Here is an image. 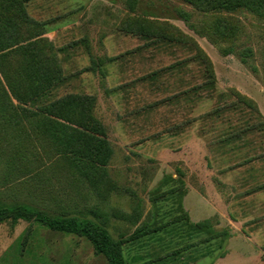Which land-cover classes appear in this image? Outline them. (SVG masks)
Here are the masks:
<instances>
[{
    "label": "rangeland",
    "instance_id": "374dc122",
    "mask_svg": "<svg viewBox=\"0 0 264 264\" xmlns=\"http://www.w3.org/2000/svg\"><path fill=\"white\" fill-rule=\"evenodd\" d=\"M23 1L25 11L0 3V25L12 28L0 49V209L102 223L129 264H264V134L246 105L226 106L238 92L264 120V14L187 0ZM219 16L233 37L214 29ZM137 20L190 37L211 61L214 91L177 99L203 81L201 66ZM178 59L190 60L183 79L170 68ZM42 66L61 79L43 87ZM72 93L93 97L102 162L83 139L67 145L49 132L96 133L77 124L79 113L71 121L55 112V100ZM228 119L244 131L241 148L225 134ZM0 264L108 261L84 235L7 218Z\"/></svg>",
    "mask_w": 264,
    "mask_h": 264
},
{
    "label": "trees",
    "instance_id": "16d2710c",
    "mask_svg": "<svg viewBox=\"0 0 264 264\" xmlns=\"http://www.w3.org/2000/svg\"><path fill=\"white\" fill-rule=\"evenodd\" d=\"M191 2L194 6L199 9H216V10H231L235 11L238 8H247L251 9L260 14H264V0H187ZM0 3L9 4L11 7L20 4V8L25 11L24 1L23 0H0ZM138 22V23H137ZM135 23L139 30L145 35H153L158 37L163 42L172 43L175 42L176 45L184 48H188L193 55L192 58L201 66V70L203 72V81L200 84L195 86H191L190 88L181 89L180 92L177 93V99H186V101L190 98H199L203 94V91L207 93H212L215 89L214 82V72L212 70V64L208 56L200 49L196 43L192 41V39L186 36L183 32H177V34L172 35L167 31L161 24L157 26H147V23H152V21L144 22L142 20H137ZM214 29L219 31L222 36H226L227 38L231 36L233 37L234 29L232 24L227 20V18H218L217 23L214 24ZM12 28L6 24L0 25V49L6 48L7 44L5 43L8 38H10L9 34L11 33ZM193 52V54H192ZM189 59H178L175 64H172L170 68L172 70H178L180 72L181 78L183 79V74L189 69L188 62ZM169 67V66H168ZM39 67L41 72L40 81L43 84V87L47 88L48 84L57 83L61 78L58 75L50 76L45 68ZM168 68V69H170ZM236 99H232L230 103H227L229 107L234 108L236 105L242 104L247 106V111L249 112L251 118H258L259 121L253 123L252 127L257 128L259 133L264 134V120L258 114V109L256 106L250 101L248 98L240 95L238 92H235ZM190 97V98H189ZM193 99V100H194ZM93 103L92 95H83L80 94H69L61 99L55 100L52 104L55 107V112L60 116H66L68 120L73 121L70 115H75L79 113L77 117V124L85 127L86 129L93 130L96 133L84 132L79 129L72 128L73 131H69L68 126H65L61 129L60 133L57 130V126L53 125L50 128V133L53 139L57 142H62L63 144H70L71 142L79 139H83L85 146H87L89 152H93L95 154L96 161L102 162L104 161V157L106 155L107 150V142L104 137V131L102 129L101 124L91 113V105ZM225 106V107H226ZM240 108V107H235ZM223 110L225 108L223 106L213 110L211 113L223 114ZM257 112V113H256ZM68 115H64V114ZM63 114V115H62ZM77 116V115H76ZM228 130L229 133H225L227 137H231L229 141L241 140L240 148L247 144V141L243 139L244 131L243 129H239L238 126L233 125L231 120L228 119ZM63 126V125H62ZM61 127V125H60ZM88 127V128H87ZM92 131V132H93ZM99 133V134H97ZM228 141V142H229ZM84 149L82 146L80 147ZM92 156V153H89ZM88 155V156H89ZM7 218H12L14 222H18L20 219L28 220V221H39L48 227L66 231L71 233H76L79 235H84L87 239L92 243L93 248L96 253L103 254L108 264H129L126 261V258L123 254L122 242L120 240L115 239L108 229L102 223L94 222L90 219H80L76 215H58L51 216L42 211L34 210L26 205H18L15 207H4L0 209V220H4ZM206 253H200L199 256H203ZM139 259V257H135L134 260ZM137 264H148L147 262L137 263Z\"/></svg>",
    "mask_w": 264,
    "mask_h": 264
}]
</instances>
